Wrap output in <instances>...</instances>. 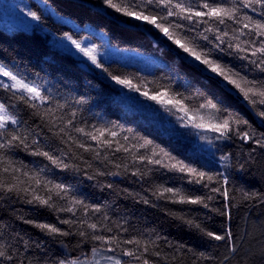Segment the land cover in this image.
<instances>
[{"label":"trees","instance_id":"trees-1","mask_svg":"<svg viewBox=\"0 0 264 264\" xmlns=\"http://www.w3.org/2000/svg\"><path fill=\"white\" fill-rule=\"evenodd\" d=\"M255 7L256 12L250 8L241 11L254 19H264L261 15L264 8ZM29 11L36 12L41 19L33 20L27 15ZM22 16L30 21L24 28L15 22ZM189 27L193 30L185 34L196 38L206 26ZM218 27L228 31L230 38L234 34L232 28L241 25L229 21ZM66 32L96 47L98 58L108 71L92 65L62 40L60 37ZM206 34L213 39L211 33ZM245 39L249 37H241ZM196 42L206 45V50L212 47L199 38ZM221 47L223 51L213 50L214 58L219 57L221 63L250 80L264 82V74L248 60L241 59L246 53L229 49L227 44ZM127 53L136 57L130 59ZM184 56L150 25L120 16L103 0H0V64L21 76L45 81L47 88L42 91L50 98L45 106L33 109L11 91L0 88V103L20 120L18 126L9 125L8 131L27 135L29 143L28 149L17 145L2 150L11 167L20 172L0 175V182L27 187V183H19L28 181L23 172L32 173L46 166L42 178L64 184L69 190L65 199L53 193V207H49L29 203L31 193L0 189V251L5 253L0 256V264H60V261L90 258L94 249L115 256L121 264H145V261L147 264H264V148L251 140H242L235 133L228 139H215L218 133L205 131L201 134L207 139H201L197 129L173 123L175 108L168 111L141 95L143 91L150 95L168 91L169 97L162 99H182L190 109L188 115L197 120L203 116L205 123L209 114L201 111L196 116L194 112L203 103V97L214 98L222 101L229 112L248 121V125L241 124L242 131L254 132L255 138L264 133V118L256 114V109L238 90ZM109 73L132 80L141 92L118 85ZM80 98L86 103H77ZM58 104L65 107L57 108ZM48 108L55 113V127L48 118H42ZM73 111L75 127H84L86 131L94 127L117 131L115 138L107 133L105 136L118 140L129 151H116L115 143L111 148L101 146L76 133L72 126L68 133L86 147L91 146L90 150L68 140L59 133V128L71 118ZM32 139L39 141L42 150L61 157L70 167L58 168L44 157L32 155L36 148L31 144ZM144 139L151 140L153 145L147 149L133 148ZM153 146L213 179L195 183L197 178L187 173L133 159L134 151L137 156H150ZM164 162L168 163L166 159ZM4 166L7 165L0 164V169ZM137 169L140 174L133 175ZM13 175L19 181H14ZM161 187L178 188L184 195L202 197L208 207L158 198L154 193ZM216 188L221 191H213ZM225 189L227 197L223 195ZM37 194L46 198L48 192L41 185ZM72 198L84 201L85 205L99 206L101 211L94 212L91 207L85 211L79 205L75 206V215L59 211L69 206ZM145 199L148 204L143 202ZM63 220L72 222L65 224ZM85 220L97 223L98 228L89 229L82 223ZM36 224L53 225L67 235L49 234ZM81 231L85 235H80ZM207 232L226 238L215 240ZM96 235L116 237L119 243H103L93 238ZM131 239L139 240L140 244L123 243ZM125 250L134 255H124Z\"/></svg>","mask_w":264,"mask_h":264},{"label":"snow or ice","instance_id":"snow-or-ice-1","mask_svg":"<svg viewBox=\"0 0 264 264\" xmlns=\"http://www.w3.org/2000/svg\"><path fill=\"white\" fill-rule=\"evenodd\" d=\"M103 3L108 8L113 9L115 13H118L120 16L126 17L129 20L137 21L139 24L150 25L158 34L166 38V42L170 41L171 45H174L184 53L185 56L183 58H190L192 62L202 65L203 69L209 74H214L216 77L222 78V81L227 82L228 85H232L240 94H242L244 100L256 109V114L259 117L264 118V108H257V105L264 106V82L255 79L250 80L246 75L242 76L239 71L221 63L219 57L214 58L212 55L214 49L223 51L224 49L221 46L227 44V48L229 49H234L236 52L246 53L241 59L248 60L249 63L254 65L260 73L264 74V19H254L246 12L242 13L241 11L242 9L250 8L253 12H256V5H260L264 8V0H230V3L228 0H224V2H218V0H103ZM27 15L35 21L41 19L36 12L29 11ZM261 15L264 16V13H261ZM185 21L187 24L183 23ZM229 21L233 24L241 25L239 28H232L234 34L230 38L228 31H223L218 27V25H226ZM201 24L206 27L203 31L197 33L196 38H190L185 34V32H191L193 30L189 25H194L198 28ZM245 29L248 31L245 32ZM206 33H211L213 39H210L209 35ZM242 36H247L249 39L241 40ZM60 38L68 42L71 48H74L82 57H86L87 61H90L92 65L103 69L105 72L108 71L99 60L96 47L85 44L83 41L74 38L72 34L67 32ZM197 38L207 41L212 47L207 48L206 50L207 46H202L197 43ZM248 46H250V48ZM249 53L254 59H250ZM109 75L118 85H122L132 91L141 92L140 87L133 84L132 80L126 77L122 78L119 75H112L111 73H109ZM0 77H6L8 81H10V83H6L3 80H0V88H3L5 91H11L14 97L18 96L19 100L28 104L31 108L38 109L49 102V96L44 94L41 87L37 86L34 82H26L25 78L13 73L3 65H0ZM141 95L157 103L171 105L172 107L168 108L169 111H172V109L175 108L177 112L183 113V116L178 117V119L184 123L185 127L191 126L192 128L197 129L198 134L205 131H211L213 133H218L215 139H228L231 134L235 133L242 140H251L255 144L264 148V133L260 134L258 138H255L256 134L254 132L247 130L242 131L240 128L241 124L248 125V121L240 117L239 114L229 112L227 108L222 106V101L203 97V103L199 104L194 115L198 116L201 111L207 112L209 114V120L205 123L203 116H198L197 120L188 115L190 109L183 104L182 99H162V97H169L168 91H158L151 95L148 91H143L141 92ZM197 95L202 94L198 93ZM77 103L84 104L86 101L83 98H80ZM64 107L65 105L63 104L57 105V108ZM43 117L48 118L52 122L53 127L56 126L53 109L48 108L42 114V118ZM75 117L76 112L73 111L71 113V118L63 123V127L59 128V133H63L64 136H67L68 140L76 143L78 147L88 151L91 146L86 147L84 143L75 140L67 131L70 126L73 127V130L76 133H80L83 136L96 141L101 146L111 148L115 143L116 151H129V148L120 144L118 140L108 139L105 136V133H107L109 137L115 138L118 135L117 131L108 128L95 127L91 131H86L84 127H75L73 125ZM60 120L63 121V117H60ZM19 124L20 120L16 115L10 114L8 107L4 103H0V164L7 165L0 169V175L10 172L13 174L20 172V169L11 167V161L7 159L2 150L17 145H23L25 149L29 148L27 135H19L16 130L8 131L9 125L18 126ZM115 127L117 126L113 125V128ZM127 131L131 133L132 130L127 129ZM123 139L126 142L128 141L127 136L123 137ZM201 139H207V137L201 134ZM31 144L36 145V148L31 151L32 155L42 156L58 168L68 169L70 167V165L65 163L61 157L51 154L50 151L42 150L39 146L38 140L32 139ZM152 145L153 142L151 140L144 139L143 143H140L138 146L133 145V148L147 149ZM131 154L134 160L138 159L142 162L146 160L149 164L161 165L169 171L187 173L192 177H196L197 179L195 180V183H200L205 178L209 181L213 179L212 176L207 175L205 172L198 171L195 167L185 164L183 161L171 156L170 153L162 148L157 151L156 147L153 146L151 148L150 156H137L135 151ZM224 158L225 157H222V159ZM165 159L168 163L164 162ZM45 170L46 166L45 168H40L32 173L28 171L23 172V176L28 177V181H19V177L13 175L12 178L14 181L27 183V187L20 188L17 183L5 184L0 182V189H4L8 192L16 191L17 193H31L32 200L28 201L29 203L38 202L41 205L53 207V204L51 203L53 200V193L56 197L65 199L69 190L64 184L53 183L52 180L42 178V173H44ZM137 174H140L139 169L133 173V175ZM89 178L91 179V177ZM227 183V177H225L224 184L226 185ZM41 185H43V188L48 192L46 198L37 194ZM213 191L219 192L221 189L216 188L213 189ZM165 194L171 195L166 197ZM154 195H157L158 198L173 199V202L203 204L205 208L208 207L202 197L184 195L178 188L161 187L156 193H154ZM223 195L227 197L228 193L226 189L224 190ZM208 199H212V197H208ZM143 202L145 204L149 203L147 199ZM77 205L84 208L85 211H87L89 207H91L94 212L101 211L99 206L85 205L84 201L75 198L70 200L69 206L60 208L59 211L72 212L73 215H75L74 209ZM104 218L107 220L106 215ZM26 222L33 223L32 221ZM71 222L72 221L69 220L62 221V223L65 224ZM82 223L87 224V227L93 231L98 228L97 223H88L87 220L82 221ZM189 223L191 224L192 222L189 221ZM36 227L46 230L49 234L67 235V233L61 232L59 228L50 224H36ZM196 227H199V225H196ZM107 230L111 231V229ZM80 235L83 236L85 233L81 231ZM207 235L215 240H224L226 238L225 236L217 235L213 232H207ZM228 235L230 236L231 234L228 233ZM93 238L100 240L103 243H119L116 237L105 238L104 236L96 235ZM123 243L139 245L140 241L131 239L123 241ZM93 251L95 252V249ZM145 251H147L146 247ZM233 251H235L234 248ZM123 254L127 256L134 255L132 251L128 250H125ZM4 255L5 253L0 251V256ZM8 258L11 259V257ZM108 259L114 260V264H121L120 260L114 259L113 257H108ZM60 264H81V262L78 260L60 261ZM145 264H147V261H145Z\"/></svg>","mask_w":264,"mask_h":264},{"label":"rangeland","instance_id":"rangeland-1","mask_svg":"<svg viewBox=\"0 0 264 264\" xmlns=\"http://www.w3.org/2000/svg\"><path fill=\"white\" fill-rule=\"evenodd\" d=\"M18 19V18H17ZM16 22V26L24 28L25 26H27L30 21L28 18H26L25 16H22L21 19L19 20H15ZM127 56H130V59H134L136 56H134L133 54H128ZM1 65V64H0ZM6 67V66H5ZM8 68L10 71H12L15 74L20 75L18 72H16V70L11 69L10 67H6ZM21 76V75H20ZM23 78L26 79V82H34L37 86L41 87V89H46L47 88V83L43 80H39V78H27L24 76H21ZM0 80H3L6 83H10V81H8V79L6 77H0ZM161 106L166 107L167 110L169 108L168 105H164L161 104ZM169 111V110H168ZM177 113V114H176ZM173 112V123L175 124H180V125H184V123H182L178 117L183 116L180 112ZM108 257H113L114 259H117L115 256H112L111 254L107 253V252H103V251H95L92 253L91 257H82L78 260L79 262H81V264H114V260H109Z\"/></svg>","mask_w":264,"mask_h":264},{"label":"water","instance_id":"water-1","mask_svg":"<svg viewBox=\"0 0 264 264\" xmlns=\"http://www.w3.org/2000/svg\"><path fill=\"white\" fill-rule=\"evenodd\" d=\"M211 77V76H210Z\"/></svg>","mask_w":264,"mask_h":264}]
</instances>
